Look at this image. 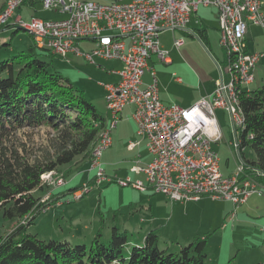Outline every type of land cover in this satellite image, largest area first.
Instances as JSON below:
<instances>
[{"label":"built area","instance_id":"built-area-1","mask_svg":"<svg viewBox=\"0 0 264 264\" xmlns=\"http://www.w3.org/2000/svg\"><path fill=\"white\" fill-rule=\"evenodd\" d=\"M24 1L13 0V5L6 9L3 17L14 14ZM43 6L46 10L66 14L67 18L59 21L34 18L28 23L18 18L14 27L30 28L38 46L52 48V52L61 57L78 52L75 48L78 41L93 39L96 47L86 55L89 60L93 62V57H98L117 60L123 65L118 72L120 82L106 86L107 108L113 121L107 137L92 154L91 170L96 172L95 186L113 182L105 175L101 158L112 145L111 131L120 120L123 109L134 105L138 134L147 138V148L153 157L148 166L134 170L145 174L156 193L173 202L210 197L231 202L236 209L252 195H264V185L248 176L243 164L237 174L226 177L220 167L219 155L213 148V144L223 137L217 110L228 113L235 134L233 145L237 148L241 125L235 94L250 93L247 87L254 82L253 71L263 57L247 53V40L242 36V27L245 26H239V15L247 13V23L264 28L262 0H114L108 4L43 0ZM199 7L217 10L220 45L226 54L227 47H235V71L244 72V79L239 87H232L234 72H228L226 66L220 70V78L210 96L187 109L168 106L160 100L156 78L142 88L143 76L152 56L161 62H169L168 52L160 46V32L184 29ZM175 45L181 47L183 39L176 40ZM116 182L121 187L145 189L142 182H134L130 178L117 179ZM88 188L85 186L75 194L85 195L89 192Z\"/></svg>","mask_w":264,"mask_h":264},{"label":"rangeland","instance_id":"rangeland-1","mask_svg":"<svg viewBox=\"0 0 264 264\" xmlns=\"http://www.w3.org/2000/svg\"><path fill=\"white\" fill-rule=\"evenodd\" d=\"M4 1L0 0V5ZM76 1L107 2V0ZM263 10L264 1H262L261 8L264 16ZM212 12L214 11L211 9L200 8L199 15L201 16L204 13L209 15ZM15 21V19H12L10 25L15 24ZM23 22L28 23L26 17H24ZM4 26L0 25V27ZM18 28V26H15L0 30V45L9 43V46H4L0 49L1 60L9 59L22 53L26 54L30 47H34L36 53L41 54L40 58L50 63V70L59 72L70 80L75 88L84 91L87 99L96 106L97 110L106 115V92L103 85L112 82L109 76H106L104 72L96 69V66H92L83 58L69 55L67 59H63L55 55L50 48L45 51L41 50L33 38L34 36L26 30H18ZM246 34L248 39L247 53L259 54L264 57V28L248 22ZM187 40L192 42L195 39L187 38ZM213 40H215V37H213ZM196 41L205 52L206 49L198 38ZM82 42H87L88 44L81 45L77 50L80 53H91L94 44L90 41ZM172 42L171 35H166L164 43L167 48H172ZM183 54L187 57L186 63L195 74L198 82L201 79L209 80L216 71L218 72L213 56L207 52L206 56L196 44L189 43ZM225 55L227 56V70L229 72L228 55L226 53ZM223 57V51L220 49L218 58L221 66L224 65ZM263 57L260 59L261 64L253 72L256 82L250 87L251 90H257L264 86V84H261L264 83ZM172 59H174L173 55ZM153 60L157 61L156 57H153ZM96 62L100 64L101 61L97 60ZM104 65L102 63V66ZM160 65L156 69V73L162 87L164 84L161 81L160 73L163 72L165 77L172 76L167 71L168 66ZM167 81L166 84L168 83ZM167 90L172 93L175 100H181L185 96L172 80L167 86ZM189 91L194 93L192 89ZM216 115L219 119L223 137L220 142L213 144V148L219 155L223 174L229 177L238 173L239 168L242 167V162L240 153L233 145L235 143V134L232 131L228 113L224 110H217ZM129 127V125L126 126L125 130L119 132V134H116L115 131L113 135L115 142L123 140L126 143L128 134L123 133L131 131ZM51 135H47L44 130L36 134L32 140L34 148H49L48 140ZM119 146L124 147L125 145L121 142ZM125 150L127 151V147H124ZM126 151L124 156H131ZM243 153L248 160L255 159V155L250 148L244 149ZM88 168L89 163H84L80 170H76L75 166H66L61 168L58 173H53L47 177L44 176L42 180L44 184L46 183V185L50 186L49 193L48 191L46 193L38 191L36 195L43 197V201H45L61 187L62 189L84 187L85 184H88L91 177ZM103 169L106 170L105 165ZM129 170V167L124 166L111 170L113 173L107 172V175L116 176V173L119 174L120 171H122L123 175H127L126 173ZM93 172L94 175L95 171ZM118 178L121 179V176H118ZM139 178H141L145 187L150 186L145 181V176L144 178ZM67 179H71V182L68 183ZM134 180H137V178H134ZM260 185L263 186L262 184ZM99 186L89 184L88 189L90 191L80 200H76L75 196H73L74 193L73 195H68L65 201L60 199L58 203L49 207L50 209L39 214L33 220V223L27 227L26 231L29 234L37 235L39 239L45 241H68L72 246L81 244H87L88 246L99 231L102 234V242H108L111 239L112 229L116 227L120 232L127 233L129 243L127 250H130L136 244H144L146 234L150 230L157 229L156 231L160 238L159 247L167 249L168 252L177 253L183 247L192 244L196 240L206 238L205 264H219V262L222 264H264V195L256 194L258 197L252 200L251 204L256 208L255 211H248L249 207H240L236 211V215L239 213L240 216L236 217L234 222H232L233 206L220 200H213L210 197H203L196 202L191 201L186 209L183 207L182 209L178 208L173 215L174 205H179L180 203L172 202L162 194L156 193L153 189H149L144 193L131 186L121 187L117 182L112 184L104 183L103 186ZM249 209L252 208L250 207ZM171 215L172 217H170ZM18 224L20 223L5 220L0 214V237L6 236Z\"/></svg>","mask_w":264,"mask_h":264},{"label":"trees","instance_id":"trees-1","mask_svg":"<svg viewBox=\"0 0 264 264\" xmlns=\"http://www.w3.org/2000/svg\"><path fill=\"white\" fill-rule=\"evenodd\" d=\"M4 46L9 43L0 49ZM40 55L30 47L26 54L0 59V214L5 220L20 223L0 237V264H205L206 238L173 253L159 247L156 230L146 234L144 244L130 250L127 233L116 227L108 242H102L99 231L88 246L45 241L26 231L39 214L82 188L57 191L43 201L36 195L38 191L49 193L43 176L66 166L80 170L84 163H90L107 128L105 116L85 93L50 70V63ZM227 55L229 66L233 56L228 50ZM239 108L245 122L238 133L240 159L246 174L264 185V86L239 94ZM43 130L49 136L52 133L49 148L35 149L33 137ZM246 148L253 151L254 160L244 156Z\"/></svg>","mask_w":264,"mask_h":264},{"label":"crops","instance_id":"crops-1","mask_svg":"<svg viewBox=\"0 0 264 264\" xmlns=\"http://www.w3.org/2000/svg\"><path fill=\"white\" fill-rule=\"evenodd\" d=\"M6 1L7 0H5L0 5V10H2V8L7 5L8 1L7 2ZM113 1L114 0H107V2L101 3V4H108V3H111ZM262 1H264V0H262ZM200 8H204L206 10L211 9L214 12L209 13V15L207 13H204L203 15L200 16L199 15ZM24 17H26L27 22H30L34 18L42 19L45 21H59V20H64L65 18H67V15L60 12V11L46 10L43 6V0H25L24 3L15 11V13L13 15V20L20 18L21 20L24 21ZM29 19H31V20L29 21ZM9 27L10 28L14 27V23H13V25H10ZM18 30H21V29L18 28ZM168 34L171 35V38L173 40L172 48H170V49L167 48V46L164 43L165 37ZM162 37H164V39H162ZM213 37H215V40H213ZM187 38H193L195 40L191 42V41H188ZM197 38L201 42L202 46L206 49L205 52H204L203 48H201L199 46V44L197 43V41H196ZM178 39H183V45L181 47H177L175 45V41ZM220 39H221V30H220V22L218 19L217 10L215 8H212V7H199L198 10L191 15L190 23L184 29H178V30H174V31L163 30L160 32V34H159L160 46L163 50L168 52L169 62L168 63L161 62L156 56H152L150 61H149V68H148L149 70L147 69L144 76H143L142 88L143 87L145 88V86L151 84L153 82L154 77H155L157 80V83H158L160 100L165 105H168V106L177 105V106L185 108V109L194 106L196 103H198L203 98L210 96L215 89V83H216L215 80L217 78L218 79L220 78V70H224L225 67L227 66V56L225 55L224 50L220 45ZM246 40L248 41L247 34H246ZM82 41H90L91 43H93L94 46L92 49H94L96 47V43L94 42L93 39H84V40L78 41L75 44L76 49H78V47H80L81 45H85L87 43V42H82ZM247 41H246V51L248 49ZM189 43L190 44H196L199 47V49L203 53H205V55L207 52L209 55L211 54L213 56L214 61L217 65L218 72L216 71V73L211 77V79H209V80L201 79L198 82V79L195 78V74L188 67V64L186 63L187 57L185 56V54H183V51L189 45ZM38 47H40V46H38ZM219 48L223 51V56H224L223 57L224 65H222V66L220 65L221 62L218 58V56L220 55V49ZM87 54H89V53H80V51L78 50V52H76V53L75 52L69 53L67 55V57L69 55H74L77 58H83L86 61H88L92 66L93 65L96 66V69L104 72L106 74V76H109L110 79L112 80V82L109 84L103 85L105 92H106V96H107L106 86L107 85H115V84H118L120 82V76H119L118 72L122 69L123 65L120 61H117V60H105V59L98 58V57H93V62H92L91 60H89L87 58V56H86ZM172 55L174 56V59H172ZM67 57H62V58L67 59ZM153 57H156L157 61H154ZM97 60L101 61L100 64H98L96 62ZM67 61L69 62V60H67ZM102 63L105 65L102 66ZM160 64H164L165 66H168L167 71H169L170 72L169 75L172 76V77H170V76L165 77L163 75V72L160 73L161 77H162L161 81H163V84H164V86H162V87L160 85V81H159L157 73H156V69L159 66H161ZM259 64H261V60L258 62L257 66ZM256 67H255V69H256ZM171 80L179 89H181L182 94L185 95L181 100H175V97L172 95V93L171 92L169 93V90H167V86L169 85ZM194 80H195V82L193 83ZM166 81L168 82L167 84H166ZM255 82H256V77H254V82L250 86L247 87L250 90V92L252 91L250 89V87H252L255 84ZM261 84H264V83H261ZM163 87H164V89H162ZM190 89H192L194 91V93H192V91H189ZM106 96H105L106 115L105 114H103V115L106 118V127L109 129L113 120H112V115L107 108ZM135 109H136V107L134 105H128L123 109L122 113L120 114V120L118 121L116 127L114 129H112V131H111V133H112V135H111L112 145L110 148H108L106 151H104L102 158H101L102 168L104 167V165L106 167V170L103 169L105 172V175L108 178L113 179L112 183L116 182L117 179H120V178H118V176H121V179H123V180L130 178L134 182H142L141 178H139V177L144 178L145 174L142 172H136L133 168L143 169L146 166H148V164L153 159L152 155L149 153L148 148H147V138L144 136H140L138 134V130H139L138 124H137L136 120L134 119ZM125 124H127V125H125ZM128 125L130 126L129 128H131V131L123 133V134H128V136H126V138L127 137L128 138L127 139L125 138L126 143H124L123 140H120V142H115V137H113L115 131H116V134L117 133L119 134V132H123L125 130L126 126H128ZM121 142L125 145L124 146L125 148L127 147V151L126 150L125 151L127 153H129L131 156H129V155L124 156V152H125L124 147L119 146V144H121ZM115 143H117V144H115ZM105 158H106V160H105ZM90 165H91V162L89 163V168H88V171L90 172L91 177L88 181V184H85V186H88V187H89V184H91V185L93 184V186H95L94 185L95 179H93V178L95 177L96 174L93 175L94 172L91 170ZM124 166H127L130 168V170L127 171L128 173H126L127 175H123L122 171H120L119 174L116 173V176L107 175V172L113 173L111 170H114V169L120 168V167H124ZM134 178H137V180H134ZM67 180H68L67 181L68 183L71 182V179H67ZM92 180H94V181H92ZM145 181L147 182L146 176H145ZM106 183H108V182H106ZM103 184H102V186H103ZM143 185H144V183H143ZM69 187H70V185H69ZM144 187H145V185H144ZM70 188H77V187H70ZM149 189H152L151 186L145 187V189L143 191H141L139 189L138 190L146 193ZM61 190H65V188L62 189V187H61L58 189V191H61ZM86 194H88V193H86ZM255 197H258V196L256 194L252 195L247 200V202L244 203L243 205H241L240 207H242V208L243 207H246V208L251 207L252 209L248 208L247 210L248 211H255L256 208H254L251 204L252 200ZM189 202H191V201H189ZM189 202H177L180 204L174 205V208L172 210V214L174 215V213L176 212V210L178 208L182 209V207H183L184 209H186L189 205ZM194 202H196V201H194ZM223 202L230 204V206L231 205L233 206L232 207L233 213H232L231 220H232V222H234V219H236V217L238 218L240 216L239 213H237V215H236V211L240 207L236 209L233 203L228 202V201H223ZM170 217H172V215ZM224 226H225V224H224ZM153 230H157V229H153ZM219 264H222V263L219 262Z\"/></svg>","mask_w":264,"mask_h":264},{"label":"bare ground","instance_id":"bare-ground-1","mask_svg":"<svg viewBox=\"0 0 264 264\" xmlns=\"http://www.w3.org/2000/svg\"><path fill=\"white\" fill-rule=\"evenodd\" d=\"M12 5H13V0H8L5 9L0 13V25H6V24H10L11 23L14 14H11L9 17H3V15L6 13V9H10ZM17 22H18V18L16 19L15 24H17ZM239 26H245V27H242V36L246 37V33H247V13H240V15H239ZM18 27L21 28V29L26 30L27 32H29L31 35L34 36V31H30V28H28L26 26H18ZM50 50L52 51V48H50ZM227 50L233 56V59H232L233 61L229 65L230 66V71L229 72H234V77H232V87H239L241 85L243 79H244V72L235 71V63H236L235 47H227ZM235 101H236L237 108H238L237 109L238 122L241 125V127L238 130V133H239V132H241L244 129V123H245L244 122L243 112L239 108V94H235ZM108 131H109L108 128H106V129H104L102 131L98 145H101L102 140H104L107 137ZM238 144L239 143L237 141V147H238ZM51 174H53V173H49V174H46L44 176L47 177V176H49ZM73 196H75V198L77 200V199L81 198L84 195L83 194H81V195L74 194Z\"/></svg>","mask_w":264,"mask_h":264}]
</instances>
